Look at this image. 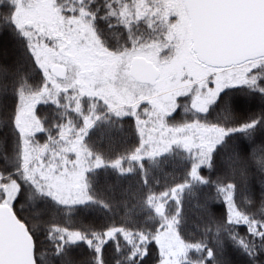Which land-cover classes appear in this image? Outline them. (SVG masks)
Wrapping results in <instances>:
<instances>
[{
	"label": "snow or ice",
	"instance_id": "obj_1",
	"mask_svg": "<svg viewBox=\"0 0 264 264\" xmlns=\"http://www.w3.org/2000/svg\"><path fill=\"white\" fill-rule=\"evenodd\" d=\"M18 7L35 15L20 19ZM241 9L260 14L255 47L233 43ZM0 14V98L12 93L0 99V145L11 149L0 155V264H76L78 242L91 264H121V239L128 264H182L189 250L194 264H229L225 237L264 264V0H11ZM242 101L255 110L239 114ZM98 124L135 142L105 157L90 143ZM162 154L184 170L156 191L145 160ZM103 167L139 173L144 191L120 202L122 222H58L77 205L111 212L87 180ZM186 201L202 239L181 236ZM140 211L150 223L136 227Z\"/></svg>",
	"mask_w": 264,
	"mask_h": 264
},
{
	"label": "rangeland",
	"instance_id": "obj_2",
	"mask_svg": "<svg viewBox=\"0 0 264 264\" xmlns=\"http://www.w3.org/2000/svg\"><path fill=\"white\" fill-rule=\"evenodd\" d=\"M0 2L7 4V3H10L11 0H0ZM41 14L45 15L46 12L44 10H41ZM14 15L18 16L20 19H23L25 17L34 16L35 12L29 11L23 7H18ZM4 23H5L4 15L0 14V25H3ZM0 99H2L4 103L10 104L12 101V93L9 92L6 96ZM128 140H129L128 141L129 144L120 153H124L128 151L133 145V143L135 142L134 137H129ZM10 151L11 149H10V145L8 144V142H5L3 145H0V155H3L4 152L10 153ZM179 151H180L179 149H174L175 153H179ZM111 154L114 156L116 153H111ZM108 157H111V156H108ZM156 160H157L156 163H149L147 160H145V167L151 169V175L149 177L150 183L152 184V186H155L156 191H160L163 188H165L166 185L173 183L176 179H179L183 174L184 168L182 166L181 160L179 159V156L175 154L174 155L162 154L158 156ZM124 163L126 167L134 166V162L132 164H129L128 161H125ZM170 169L172 170V172L169 171ZM94 170L97 171V174L99 175L97 182L94 177L93 178L89 177L90 173H92ZM107 179L111 181L112 183L111 185H109V182L106 185ZM87 180L91 184L90 190L94 193L95 196L112 204L111 212H106L102 207H100L99 204L93 203V204H87L84 206L77 205L76 211L74 213L68 214L67 216L62 210H58L57 211L58 222L64 223L67 219H70L73 221L74 226L84 223L85 221L83 220H81V222L77 221L75 217V213H77L80 209L82 212H85V214L88 213L89 215L90 222L89 223L85 222L86 223L85 225H90V223H92V226L100 227L108 223V220L111 221L115 217L121 219V217L124 214V208L120 202L127 200L129 204H131L134 200L133 191L136 192L139 190L138 194H142L144 191V189L139 183V173L138 172L135 174H130V175H119L115 168L103 167V168L93 169L92 171L88 172ZM155 181H159V183L157 184L155 183ZM242 206L247 207V205H242ZM256 206H258L259 208L258 204ZM256 206H253V208H256ZM253 208H251L250 211H252ZM185 211L187 214V219L180 227V233H181V236L184 238V241H192L193 239H191V237L195 239L197 238L202 239L204 233L201 228L197 227V225L201 223L196 216V212L198 210L193 209L191 207V204L186 201ZM188 233H195V236L186 235ZM208 235H209V241H211L212 234L209 233ZM221 235L223 236L224 234L222 233ZM225 239L227 240L226 237ZM229 242H230L229 246L232 245V242L231 241ZM44 243H46V241H44ZM79 243L81 244V242H78L77 244ZM77 244L72 245V248L74 249ZM171 244H174L176 246L177 251H179V249L184 247V245L181 244L178 239H172ZM169 247H171V245H169ZM69 249L72 250L70 247ZM227 250L228 248L224 249V255L227 253L226 252ZM109 252L111 254L112 252L111 248L109 249ZM70 253L72 257H75L74 254H76V252H73L72 250L70 251ZM78 254L80 255V253ZM225 256L230 264L229 255H225ZM187 257H188L187 260H183L182 264H185V263L194 264V262L198 261L199 259L197 252L194 250H189L187 252ZM82 258L86 259V257H84L83 255H82Z\"/></svg>",
	"mask_w": 264,
	"mask_h": 264
},
{
	"label": "trees",
	"instance_id": "obj_3",
	"mask_svg": "<svg viewBox=\"0 0 264 264\" xmlns=\"http://www.w3.org/2000/svg\"><path fill=\"white\" fill-rule=\"evenodd\" d=\"M254 110H255V106H250L246 101H242L240 106H239V114H241V115H246L249 111H254ZM128 138H129L128 136L121 135L118 133L109 134L107 132V128L105 125L98 124L91 132L90 143L93 145V147L96 150L103 152L104 155L106 157H108V156H113L111 153L122 152L127 147V145L129 144ZM169 171L172 172L171 169ZM98 176L99 175L97 174V171H95V170L92 173H90V175H89V177H91V178L94 177L96 179V182L98 181ZM108 182H109V185L112 184L111 181L107 179L106 185L108 184ZM152 187L155 189V186H152ZM136 192L139 193V190ZM136 192L133 191V193H136ZM201 198H203V191H202ZM258 200H259V197H257V201ZM172 207H173V205L170 202L169 208L171 209ZM215 210L218 212V209H215ZM257 210H258V206H256V208H253L252 211L255 212ZM147 214L148 213L146 211H140L139 212V214L135 217L136 227H141L142 225H147L150 223V222L144 220V217ZM75 217H76L77 221L81 222V220H83V221L88 222V223L90 222L88 213L85 214V212H82L80 209L77 213H75ZM113 220L116 221L117 223L122 222L120 218H116V217L113 218L111 221H113ZM85 222L81 223L80 225H77V226L85 225L86 224ZM108 222H110V220H108ZM90 225L92 226V223H90ZM238 228H239V226H238ZM186 235L195 236V233H188ZM189 237H191V236H189ZM191 239H193L192 241H195L199 238L195 239V238L191 237ZM120 242L122 245V251L120 253L121 264H128V261L125 259V257L128 255L129 247L123 239H121ZM229 244H230V242L225 239L224 249L228 248V250L226 251L227 253L225 255H229L230 264H248L247 257L244 256L236 248V246L233 243L230 246H229ZM70 248L73 250V252H76V254H74L75 257H73L76 264H91L90 256L92 254L90 253L88 246H86L84 243H81V244L79 243L76 245V247L74 249L72 248V245L70 246ZM72 250L69 249V251H72ZM78 253H80V255ZM109 254H110V252H109ZM82 255L84 257H86L87 260L83 259ZM225 258H226V256H225ZM262 259H264V258H262ZM132 264H136V262L133 261ZM145 264H147V262H145ZM190 264H192V263H190Z\"/></svg>",
	"mask_w": 264,
	"mask_h": 264
},
{
	"label": "water",
	"instance_id": "obj_4",
	"mask_svg": "<svg viewBox=\"0 0 264 264\" xmlns=\"http://www.w3.org/2000/svg\"><path fill=\"white\" fill-rule=\"evenodd\" d=\"M237 20V31L233 37V43L240 47H255L258 43L255 34V25L259 17V13L254 9H241L234 13ZM10 243L15 244L21 253L27 247V242L23 237H12Z\"/></svg>",
	"mask_w": 264,
	"mask_h": 264
}]
</instances>
